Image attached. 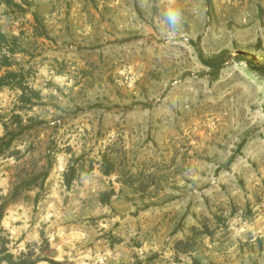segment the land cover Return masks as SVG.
Instances as JSON below:
<instances>
[{
    "label": "rangeland",
    "instance_id": "1",
    "mask_svg": "<svg viewBox=\"0 0 264 264\" xmlns=\"http://www.w3.org/2000/svg\"><path fill=\"white\" fill-rule=\"evenodd\" d=\"M256 66L264 0H0L9 252L264 264Z\"/></svg>",
    "mask_w": 264,
    "mask_h": 264
},
{
    "label": "trees",
    "instance_id": "2",
    "mask_svg": "<svg viewBox=\"0 0 264 264\" xmlns=\"http://www.w3.org/2000/svg\"><path fill=\"white\" fill-rule=\"evenodd\" d=\"M204 64L207 66H211V62L203 60ZM257 72L264 73V69L261 67H255ZM7 83L5 82V78H1L0 80V86H4ZM1 88V87H0ZM3 141V139L1 140ZM10 140L8 143H6V148L0 149V156L5 153V151L10 147ZM68 184H70V180L67 181ZM4 205L0 207V228L2 224V218H3V211H4ZM182 244V243H179ZM8 242L6 239H4L0 234V261L5 262L6 264H37V260L32 259V254L27 253H21L19 256H15L9 252V249L7 247ZM193 264H201L199 261H194Z\"/></svg>",
    "mask_w": 264,
    "mask_h": 264
},
{
    "label": "clouds",
    "instance_id": "3",
    "mask_svg": "<svg viewBox=\"0 0 264 264\" xmlns=\"http://www.w3.org/2000/svg\"><path fill=\"white\" fill-rule=\"evenodd\" d=\"M168 19L170 22H172L173 24L175 23V20H176V16L174 13H169L168 14Z\"/></svg>",
    "mask_w": 264,
    "mask_h": 264
}]
</instances>
